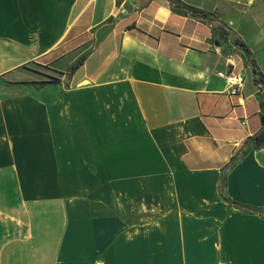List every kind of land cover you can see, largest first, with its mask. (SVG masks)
Returning <instances> with one entry per match:
<instances>
[{
	"label": "crops",
	"instance_id": "crops-1",
	"mask_svg": "<svg viewBox=\"0 0 264 264\" xmlns=\"http://www.w3.org/2000/svg\"><path fill=\"white\" fill-rule=\"evenodd\" d=\"M231 35L264 76V0H0V264H264V87Z\"/></svg>",
	"mask_w": 264,
	"mask_h": 264
},
{
	"label": "trees",
	"instance_id": "trees-1",
	"mask_svg": "<svg viewBox=\"0 0 264 264\" xmlns=\"http://www.w3.org/2000/svg\"><path fill=\"white\" fill-rule=\"evenodd\" d=\"M178 11L179 12H183V10L181 8L178 9ZM189 11H190V14H192V15H200L202 17L205 16V14L203 12L199 11V10H195V9L190 8ZM219 28L225 34H229L230 33V31L227 29V27L223 23L219 24ZM233 37L234 36L231 35V39H232L231 43H232V45L238 47L242 51L243 55L246 57V62L251 66L252 71H253L254 75L256 76V81L261 83L263 85V87H264V76L258 70V68L255 65L254 61H252L250 59L251 54H250L249 50L246 48V46L244 44H242L241 41H239L237 39H234ZM84 60H85V57L82 56V57L78 58L75 62H73L70 65V67H69V74H73L83 64ZM53 81H55V80L52 78L51 81H49V82H41L38 87H40V88L44 87L46 85V83H53ZM261 122H262L261 129L257 133H255L252 137H250L249 140H248L249 143H251L255 148H259L260 145L264 142V115H262V117H261ZM243 153H244V151L243 152L240 151L239 157H241L243 155ZM237 160H238V158H232L230 163H228L227 165H225L223 167V174L227 170H229L235 164V162ZM222 179H223V176L221 177V180L219 182L218 194H219V197L221 199H223L225 201H228L227 199H225V198H223L221 196L220 191H219L220 188L222 187ZM230 203L233 204L236 207H240V208H243L245 210H253V209H251L249 207L243 206V205L238 204V203H234V202H230ZM259 212H261V211H259ZM261 213H264V212H261Z\"/></svg>",
	"mask_w": 264,
	"mask_h": 264
},
{
	"label": "built area",
	"instance_id": "built-area-1",
	"mask_svg": "<svg viewBox=\"0 0 264 264\" xmlns=\"http://www.w3.org/2000/svg\"><path fill=\"white\" fill-rule=\"evenodd\" d=\"M226 62L228 64V68L222 71L217 72V76L224 80L229 96H235L242 89L245 77L241 73H237L233 70L235 66V58L233 54H228L226 56ZM93 264H103L101 262H94Z\"/></svg>",
	"mask_w": 264,
	"mask_h": 264
},
{
	"label": "water",
	"instance_id": "water-1",
	"mask_svg": "<svg viewBox=\"0 0 264 264\" xmlns=\"http://www.w3.org/2000/svg\"><path fill=\"white\" fill-rule=\"evenodd\" d=\"M193 17H194V18H200V16H198V15H197V16H193ZM233 47L236 48L237 50L241 51L238 47H236V46H234V45H233ZM241 52H242V51H241ZM242 54H243V53H242ZM243 56H244V55H243ZM244 58L246 59L245 56H244ZM243 151H244V147L241 148V152H243Z\"/></svg>",
	"mask_w": 264,
	"mask_h": 264
},
{
	"label": "rangeland",
	"instance_id": "rangeland-1",
	"mask_svg": "<svg viewBox=\"0 0 264 264\" xmlns=\"http://www.w3.org/2000/svg\"><path fill=\"white\" fill-rule=\"evenodd\" d=\"M43 71L47 72V70H43ZM50 80H51V79H50ZM10 93H13V94L16 93V92H15V89H11V92H10ZM8 94H9V93H8Z\"/></svg>",
	"mask_w": 264,
	"mask_h": 264
}]
</instances>
